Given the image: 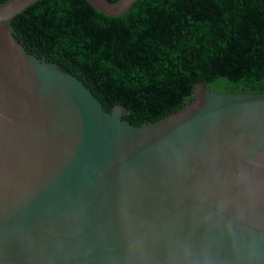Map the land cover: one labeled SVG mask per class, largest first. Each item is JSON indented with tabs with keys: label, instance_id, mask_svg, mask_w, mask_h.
<instances>
[{
	"label": "water",
	"instance_id": "1",
	"mask_svg": "<svg viewBox=\"0 0 264 264\" xmlns=\"http://www.w3.org/2000/svg\"><path fill=\"white\" fill-rule=\"evenodd\" d=\"M37 1L0 4V264H167L170 237L195 227L198 243L204 233L198 182L207 181L202 217L234 193L240 166L258 186L248 215L264 228V93L198 82L183 107L134 126L124 106L106 109L14 38L9 22ZM85 1L109 17L136 2ZM217 237L215 264H232Z\"/></svg>",
	"mask_w": 264,
	"mask_h": 264
},
{
	"label": "trees",
	"instance_id": "2",
	"mask_svg": "<svg viewBox=\"0 0 264 264\" xmlns=\"http://www.w3.org/2000/svg\"><path fill=\"white\" fill-rule=\"evenodd\" d=\"M9 28L106 109L124 106L134 126L183 107L198 82L219 93H264V0H136L117 17L85 0H39Z\"/></svg>",
	"mask_w": 264,
	"mask_h": 264
},
{
	"label": "clouds",
	"instance_id": "3",
	"mask_svg": "<svg viewBox=\"0 0 264 264\" xmlns=\"http://www.w3.org/2000/svg\"><path fill=\"white\" fill-rule=\"evenodd\" d=\"M177 159H180L177 156ZM199 183L200 204L194 213V225L203 222L204 233L197 243L196 228L181 236L169 238L167 249V264H215L213 243L227 239L236 259L232 264H241L242 254L245 264H264V235L257 236L255 229H261L256 218L248 215V209L258 202V186L250 173L240 166L232 173L230 183L234 185L233 194H221L215 200V211L204 213L202 202L206 198L207 181ZM226 184L229 181L225 182ZM223 192V190H222ZM246 201V203H245ZM233 211L229 214V208Z\"/></svg>",
	"mask_w": 264,
	"mask_h": 264
}]
</instances>
